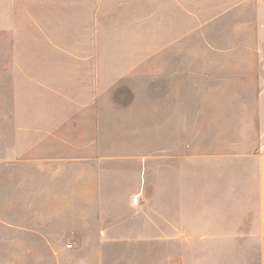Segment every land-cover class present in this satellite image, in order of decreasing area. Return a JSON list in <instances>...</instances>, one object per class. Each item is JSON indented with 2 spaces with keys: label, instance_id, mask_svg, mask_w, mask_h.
<instances>
[{
  "label": "crops",
  "instance_id": "crops-1",
  "mask_svg": "<svg viewBox=\"0 0 264 264\" xmlns=\"http://www.w3.org/2000/svg\"><path fill=\"white\" fill-rule=\"evenodd\" d=\"M164 8L166 44L149 20L125 70L166 91L99 110L112 67L79 50L75 3L0 0V264H264V0ZM148 102L154 156L147 128L100 126Z\"/></svg>",
  "mask_w": 264,
  "mask_h": 264
},
{
  "label": "rangeland",
  "instance_id": "rangeland-1",
  "mask_svg": "<svg viewBox=\"0 0 264 264\" xmlns=\"http://www.w3.org/2000/svg\"><path fill=\"white\" fill-rule=\"evenodd\" d=\"M74 2L77 10V39L80 51L91 50L95 52L97 67L111 65V73L98 76L97 93L99 98H114L113 106H99V110L107 108H122L128 106L129 102H134L138 97H153L155 94L164 92L167 84L154 87V79L151 70L144 69L139 73H130L125 70L130 64L140 62L150 63V55L134 54L135 49L149 48L151 46L148 34L151 25L157 28V35L160 45H165L166 27L164 21V0H69ZM204 7L205 5L199 4ZM207 14V7L204 11ZM93 33V41H91ZM222 42H230V34L223 32ZM208 37V36H207ZM212 40L214 35L209 34ZM219 35L214 38L218 41ZM208 39V38H207ZM189 43H198L196 37L191 33L188 38ZM92 42V43H91ZM202 43V42H201ZM156 83V82H155ZM132 100V101H131ZM132 102V103H133ZM132 105V104H131ZM142 106L143 104H133ZM134 106V107H135ZM144 106L151 108L139 123H129V115L123 111L116 116H100L101 129L116 128L129 129L131 127H145L149 131L147 138L150 143V153L155 155V134L153 123V103H144ZM121 110V109H120ZM20 120L25 119L28 111L19 110ZM34 117H38V112L33 111ZM5 113H0L4 115ZM28 243V240H27Z\"/></svg>",
  "mask_w": 264,
  "mask_h": 264
}]
</instances>
